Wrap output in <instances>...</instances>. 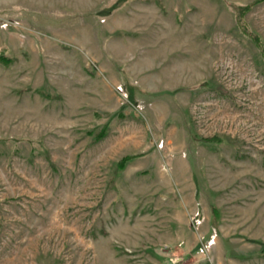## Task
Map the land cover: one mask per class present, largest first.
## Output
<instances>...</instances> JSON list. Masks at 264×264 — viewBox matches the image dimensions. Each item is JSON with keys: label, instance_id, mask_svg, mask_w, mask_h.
<instances>
[{"label": "rangeland", "instance_id": "374dc122", "mask_svg": "<svg viewBox=\"0 0 264 264\" xmlns=\"http://www.w3.org/2000/svg\"><path fill=\"white\" fill-rule=\"evenodd\" d=\"M3 57L0 264H264V1L0 0Z\"/></svg>", "mask_w": 264, "mask_h": 264}, {"label": "trees", "instance_id": "16d2710c", "mask_svg": "<svg viewBox=\"0 0 264 264\" xmlns=\"http://www.w3.org/2000/svg\"><path fill=\"white\" fill-rule=\"evenodd\" d=\"M257 1H259V2H263L264 0H255V2H257ZM238 8H240L239 9V13H241L240 15V17H243V15L244 14H242V12H241V10L243 9V7L242 6H239ZM257 39H255L254 41H256ZM0 61L1 62H3V63H5V62H8V59H6L5 57H3V58H0Z\"/></svg>", "mask_w": 264, "mask_h": 264}, {"label": "built area", "instance_id": "2783aa9c", "mask_svg": "<svg viewBox=\"0 0 264 264\" xmlns=\"http://www.w3.org/2000/svg\"><path fill=\"white\" fill-rule=\"evenodd\" d=\"M181 264H185V263H181Z\"/></svg>", "mask_w": 264, "mask_h": 264}]
</instances>
